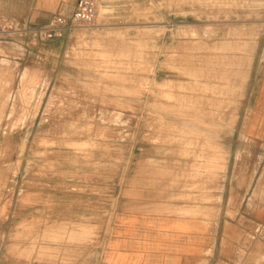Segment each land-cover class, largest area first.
<instances>
[{
  "label": "rangeland",
  "instance_id": "374dc122",
  "mask_svg": "<svg viewBox=\"0 0 264 264\" xmlns=\"http://www.w3.org/2000/svg\"><path fill=\"white\" fill-rule=\"evenodd\" d=\"M93 1L0 22V257L264 264V0Z\"/></svg>",
  "mask_w": 264,
  "mask_h": 264
},
{
  "label": "crops",
  "instance_id": "0c3cea01",
  "mask_svg": "<svg viewBox=\"0 0 264 264\" xmlns=\"http://www.w3.org/2000/svg\"><path fill=\"white\" fill-rule=\"evenodd\" d=\"M78 0H0V22L3 21H12L15 22L16 25H19L21 28L27 24H35L42 25L51 19L53 15L59 14L64 17H71L73 12L75 11L76 4ZM262 189H264V168L261 179ZM257 218L261 221L264 226V207L261 211L257 213ZM133 223H131L132 225ZM5 235V234H2ZM8 237L12 234L8 233ZM3 240H0V242ZM114 251L118 253V244L115 245ZM184 254L189 251L188 248H184ZM197 257V256H196ZM194 257L196 260L199 259ZM118 258V257H117ZM186 258L184 256L175 255L169 261H165L163 263L159 262V264H183V259ZM10 261V259L2 255L0 257L1 264H38L36 262L31 261H17L16 259ZM118 264V259L116 261Z\"/></svg>",
  "mask_w": 264,
  "mask_h": 264
},
{
  "label": "built area",
  "instance_id": "2783aa9c",
  "mask_svg": "<svg viewBox=\"0 0 264 264\" xmlns=\"http://www.w3.org/2000/svg\"><path fill=\"white\" fill-rule=\"evenodd\" d=\"M96 18V6L93 0H78L71 17L56 14L38 31L44 42L63 39L73 29L92 26Z\"/></svg>",
  "mask_w": 264,
  "mask_h": 264
}]
</instances>
